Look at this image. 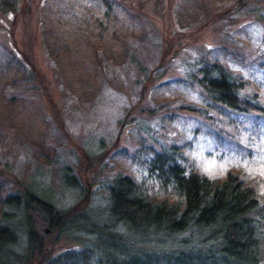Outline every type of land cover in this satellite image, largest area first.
<instances>
[{
  "label": "rangeland",
  "instance_id": "obj_1",
  "mask_svg": "<svg viewBox=\"0 0 264 264\" xmlns=\"http://www.w3.org/2000/svg\"><path fill=\"white\" fill-rule=\"evenodd\" d=\"M14 1L16 18L0 0V217L28 188L101 213L120 174L159 196L148 163L172 147L188 172L235 173L264 194V115L199 82L218 62L264 107V0ZM71 234L51 235L55 255L77 247Z\"/></svg>",
  "mask_w": 264,
  "mask_h": 264
},
{
  "label": "trees",
  "instance_id": "obj_2",
  "mask_svg": "<svg viewBox=\"0 0 264 264\" xmlns=\"http://www.w3.org/2000/svg\"><path fill=\"white\" fill-rule=\"evenodd\" d=\"M1 2L16 18L15 1ZM200 76L215 103L264 115V107L246 96L243 78L224 65L202 63ZM178 157L172 147L148 163L159 196L144 181L120 174L108 184L104 211L97 214L59 208L30 188L7 196L0 264H264V194L235 173L215 179L188 172ZM62 177L77 186L66 168ZM67 230L76 234L77 247L55 255L51 235Z\"/></svg>",
  "mask_w": 264,
  "mask_h": 264
}]
</instances>
